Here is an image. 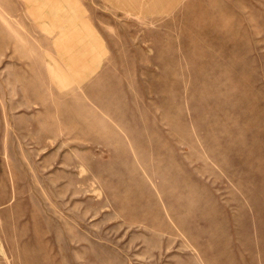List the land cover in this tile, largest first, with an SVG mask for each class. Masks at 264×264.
<instances>
[{
	"label": "rangeland",
	"instance_id": "374dc122",
	"mask_svg": "<svg viewBox=\"0 0 264 264\" xmlns=\"http://www.w3.org/2000/svg\"><path fill=\"white\" fill-rule=\"evenodd\" d=\"M0 264H264V0H0Z\"/></svg>",
	"mask_w": 264,
	"mask_h": 264
},
{
	"label": "crops",
	"instance_id": "0c3cea01",
	"mask_svg": "<svg viewBox=\"0 0 264 264\" xmlns=\"http://www.w3.org/2000/svg\"><path fill=\"white\" fill-rule=\"evenodd\" d=\"M117 10L133 13L158 15L168 8L170 0H104ZM169 2V3H168ZM157 13V14H156Z\"/></svg>",
	"mask_w": 264,
	"mask_h": 264
}]
</instances>
